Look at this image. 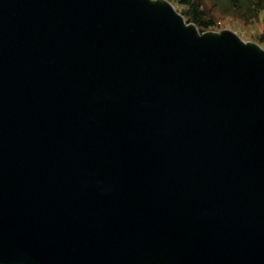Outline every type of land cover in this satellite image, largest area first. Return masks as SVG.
Listing matches in <instances>:
<instances>
[{"label":"water","instance_id":"1","mask_svg":"<svg viewBox=\"0 0 264 264\" xmlns=\"http://www.w3.org/2000/svg\"><path fill=\"white\" fill-rule=\"evenodd\" d=\"M0 264H264V49L169 0H0Z\"/></svg>","mask_w":264,"mask_h":264},{"label":"trees","instance_id":"2","mask_svg":"<svg viewBox=\"0 0 264 264\" xmlns=\"http://www.w3.org/2000/svg\"><path fill=\"white\" fill-rule=\"evenodd\" d=\"M185 6L182 11L187 22L194 23L200 32L215 25L216 12L223 16H232L244 23L259 20L261 12H264V0H176ZM264 20V17H263ZM263 42V36L258 39Z\"/></svg>","mask_w":264,"mask_h":264},{"label":"rangeland","instance_id":"3","mask_svg":"<svg viewBox=\"0 0 264 264\" xmlns=\"http://www.w3.org/2000/svg\"><path fill=\"white\" fill-rule=\"evenodd\" d=\"M175 7L176 11L182 14V11L185 10V6L180 4L176 0H169ZM205 1V0H204ZM208 5L211 1L207 0ZM183 15V14H182ZM184 16V15H183ZM216 21L215 25L210 26L204 30L206 31H220L221 29L227 28L239 35L244 41L255 42L259 44L264 49V40L260 42L258 39L260 36H263L264 39V12L260 13L259 20H255L248 23H244L240 19H236L232 16H223L220 12L215 13Z\"/></svg>","mask_w":264,"mask_h":264}]
</instances>
